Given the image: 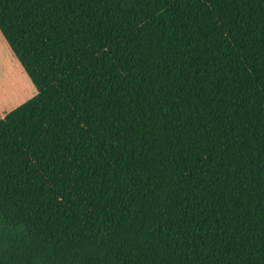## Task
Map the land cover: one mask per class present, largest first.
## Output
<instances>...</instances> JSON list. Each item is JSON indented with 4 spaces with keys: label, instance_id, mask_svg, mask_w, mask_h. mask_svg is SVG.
<instances>
[{
    "label": "trees",
    "instance_id": "obj_1",
    "mask_svg": "<svg viewBox=\"0 0 264 264\" xmlns=\"http://www.w3.org/2000/svg\"><path fill=\"white\" fill-rule=\"evenodd\" d=\"M36 94L0 119V264H264V0H0Z\"/></svg>",
    "mask_w": 264,
    "mask_h": 264
},
{
    "label": "rangeland",
    "instance_id": "obj_2",
    "mask_svg": "<svg viewBox=\"0 0 264 264\" xmlns=\"http://www.w3.org/2000/svg\"><path fill=\"white\" fill-rule=\"evenodd\" d=\"M35 94V87L0 33V119Z\"/></svg>",
    "mask_w": 264,
    "mask_h": 264
}]
</instances>
